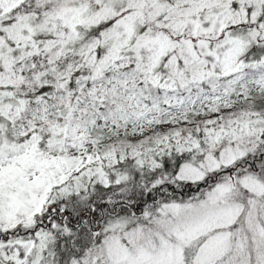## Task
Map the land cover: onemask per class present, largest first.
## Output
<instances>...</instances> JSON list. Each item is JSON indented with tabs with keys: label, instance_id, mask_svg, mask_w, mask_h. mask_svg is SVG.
Masks as SVG:
<instances>
[{
	"label": "snow or ice",
	"instance_id": "obj_1",
	"mask_svg": "<svg viewBox=\"0 0 264 264\" xmlns=\"http://www.w3.org/2000/svg\"><path fill=\"white\" fill-rule=\"evenodd\" d=\"M0 264H264V0H0Z\"/></svg>",
	"mask_w": 264,
	"mask_h": 264
}]
</instances>
